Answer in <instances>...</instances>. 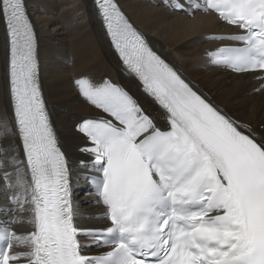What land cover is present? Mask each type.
<instances>
[{
	"label": "snow or ice",
	"instance_id": "6c2138e0",
	"mask_svg": "<svg viewBox=\"0 0 264 264\" xmlns=\"http://www.w3.org/2000/svg\"><path fill=\"white\" fill-rule=\"evenodd\" d=\"M175 10L215 13L236 31L208 53L237 73H258L264 90V0H202ZM123 63L164 110L162 129L122 89L76 81L111 119L77 125L92 156L104 223H78L71 168L41 94L37 41L24 0H0L9 42L11 127L0 145V188L26 221L0 222V264H264V137L231 118L157 55L116 0H98ZM84 161H81L83 164ZM26 222L27 232L14 223ZM81 237L91 238L82 243ZM99 251L88 254L87 249Z\"/></svg>",
	"mask_w": 264,
	"mask_h": 264
},
{
	"label": "bare ground",
	"instance_id": "6f19581e",
	"mask_svg": "<svg viewBox=\"0 0 264 264\" xmlns=\"http://www.w3.org/2000/svg\"><path fill=\"white\" fill-rule=\"evenodd\" d=\"M134 26L149 40L153 48L176 67L212 103L231 113L257 137H264V90L259 74H235L208 64L204 54L220 44L208 35L232 33L236 29L222 23L212 13L189 17L165 7L161 0H117ZM39 38L41 85L52 123L71 168V180L77 195L78 223L91 226L101 208L80 191L86 186L88 170L81 161H88L79 149L85 138L74 129L76 124L101 114L78 93L74 80L90 77L102 84L106 78L124 85L154 116L157 125H165V113L140 91V84L127 73L118 59L103 26L94 0H26ZM9 42L6 24L0 19V115L11 123L13 112L9 96ZM10 127L0 131V145L16 144ZM5 159L0 155V160ZM8 199L0 188V217L5 216ZM13 217L26 221L28 213L14 211ZM31 227L26 222L18 225Z\"/></svg>",
	"mask_w": 264,
	"mask_h": 264
},
{
	"label": "rangeland",
	"instance_id": "374dc122",
	"mask_svg": "<svg viewBox=\"0 0 264 264\" xmlns=\"http://www.w3.org/2000/svg\"><path fill=\"white\" fill-rule=\"evenodd\" d=\"M262 127H264V126H262Z\"/></svg>",
	"mask_w": 264,
	"mask_h": 264
}]
</instances>
